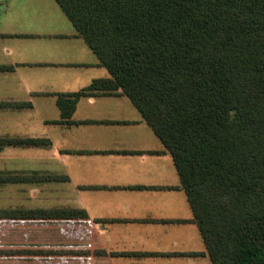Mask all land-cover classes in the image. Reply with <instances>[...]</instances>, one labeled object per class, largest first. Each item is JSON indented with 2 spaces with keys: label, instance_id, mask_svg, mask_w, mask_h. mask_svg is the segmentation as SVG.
<instances>
[{
  "label": "trees",
  "instance_id": "1",
  "mask_svg": "<svg viewBox=\"0 0 264 264\" xmlns=\"http://www.w3.org/2000/svg\"><path fill=\"white\" fill-rule=\"evenodd\" d=\"M53 1L109 74L59 95L62 118L81 96L120 90L170 155L211 264H264V0ZM44 144L4 137L0 152ZM5 182L19 174L0 172ZM83 216L0 210L19 220Z\"/></svg>",
  "mask_w": 264,
  "mask_h": 264
},
{
  "label": "crops",
  "instance_id": "2",
  "mask_svg": "<svg viewBox=\"0 0 264 264\" xmlns=\"http://www.w3.org/2000/svg\"><path fill=\"white\" fill-rule=\"evenodd\" d=\"M0 66V102L19 103L0 110V138L46 143L0 152L19 162L0 170L19 174V209L85 215L19 220L65 252L49 264H211L170 155L120 90L62 118L59 95L109 74L53 0H0Z\"/></svg>",
  "mask_w": 264,
  "mask_h": 264
},
{
  "label": "rangeland",
  "instance_id": "3",
  "mask_svg": "<svg viewBox=\"0 0 264 264\" xmlns=\"http://www.w3.org/2000/svg\"><path fill=\"white\" fill-rule=\"evenodd\" d=\"M0 170H19V162L3 158ZM24 205L19 203V183H0V210L19 209ZM31 225L30 222L22 224L16 218H0V264H49L47 254L37 253L50 250L48 237L34 233Z\"/></svg>",
  "mask_w": 264,
  "mask_h": 264
}]
</instances>
